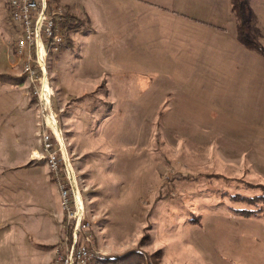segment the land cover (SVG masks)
I'll use <instances>...</instances> for the list:
<instances>
[{
    "label": "rangeland",
    "instance_id": "obj_1",
    "mask_svg": "<svg viewBox=\"0 0 264 264\" xmlns=\"http://www.w3.org/2000/svg\"><path fill=\"white\" fill-rule=\"evenodd\" d=\"M48 2L68 15L48 83L91 264L130 251L141 264H264V0L241 10L259 50L237 39L230 0ZM16 39L0 0V264H54L60 196L32 158L42 114Z\"/></svg>",
    "mask_w": 264,
    "mask_h": 264
},
{
    "label": "built area",
    "instance_id": "obj_2",
    "mask_svg": "<svg viewBox=\"0 0 264 264\" xmlns=\"http://www.w3.org/2000/svg\"><path fill=\"white\" fill-rule=\"evenodd\" d=\"M6 1L17 26L15 51L23 58L20 76L42 114L38 135L42 151L35 152L32 158L46 162L60 196L64 233L56 248L54 264H91L98 254L94 232L81 195L80 178L76 176L63 131L51 108L53 91L48 83L50 55L60 53L67 45L61 24L68 15L61 8L52 7L48 0Z\"/></svg>",
    "mask_w": 264,
    "mask_h": 264
},
{
    "label": "trees",
    "instance_id": "obj_3",
    "mask_svg": "<svg viewBox=\"0 0 264 264\" xmlns=\"http://www.w3.org/2000/svg\"><path fill=\"white\" fill-rule=\"evenodd\" d=\"M230 4H231V9L233 12L236 13V18H238L237 22H236V35H237V39L243 43L244 45H246L248 48L251 49H256L259 50V46L258 44L250 39L247 35V26L244 20H241V10L242 8H245L244 5V0H230ZM75 20H73L72 23L68 22V25L71 24H75ZM72 26V25H71ZM68 38V37H67ZM66 38L67 42L68 39ZM135 251H130V252H125L120 254L119 256H115L113 258L107 257L104 259H99L97 258V260L95 261L96 264H141V261H136L133 263V258ZM132 258V259H130ZM137 258V257H135ZM99 259V260H98Z\"/></svg>",
    "mask_w": 264,
    "mask_h": 264
}]
</instances>
